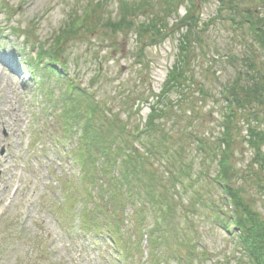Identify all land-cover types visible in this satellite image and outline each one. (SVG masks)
I'll use <instances>...</instances> for the list:
<instances>
[{
  "label": "trees",
  "instance_id": "trees-1",
  "mask_svg": "<svg viewBox=\"0 0 264 264\" xmlns=\"http://www.w3.org/2000/svg\"><path fill=\"white\" fill-rule=\"evenodd\" d=\"M111 1L91 0L81 15L70 16L65 21L47 46L46 42L37 40L28 45L29 36L25 34L24 44L29 46L25 58L24 54L14 51L31 78L42 84L40 93L46 105H42L41 110L54 120L51 127L58 131L56 142L59 146L68 139L71 142L67 149L70 161L67 171H72L61 176L66 178L63 200L58 204L61 217L74 214L80 203L79 228L96 235L100 232L99 239L133 244L139 249L147 234L149 254L156 259L151 264H202L209 260L210 254L203 240L204 233L199 222L197 224L191 215L185 214L181 200L182 191L187 187L185 183L195 186L197 181H205L216 193H212L214 199L201 202L212 216L211 223L235 237L238 254L235 264H264V205L263 212L255 209L242 189L230 182L235 175L234 155L228 150L230 144L220 136L224 132L227 135L230 130L228 124L234 111H255L254 108L263 103L264 68L260 74L252 68L247 81L241 83L240 79L238 83L235 78L223 89L226 100V115L221 122L223 129L213 137L210 146L211 140L205 133L193 129L194 125L176 123L181 119L176 113L178 102H186L195 92L201 96L208 94L196 83L192 72L196 62L194 49L201 41L199 34L203 26L201 1L207 0H117L115 17L102 14L105 3ZM224 4L231 9L235 6L232 0H219L218 12ZM182 6L185 11L180 14ZM243 10L241 21L248 23L256 42L264 48V13L258 14L249 7ZM101 16L104 17L100 19ZM98 24H104L114 34L134 32V51L140 68L149 67L141 61L145 58L146 47L175 37L176 52L159 91L138 90V84L145 82L139 68L142 78L126 89L120 105H110L97 91L88 89L100 80L103 73L100 64L88 88L68 73L67 44L77 36L95 33ZM11 30L21 33L17 28L11 27ZM30 47L35 49L34 54L28 52ZM244 63L251 70L252 62L246 59ZM49 78L55 81L54 88L48 87ZM194 84L198 86L192 92ZM173 92L178 95L175 103L171 99ZM149 97L152 98L150 102ZM135 101L148 102L149 112L144 121L139 115L141 105H134ZM188 108L189 115L194 112L189 120L201 114L194 105ZM129 116L137 117L135 123L129 122ZM255 118L259 120L258 115ZM260 121L264 124V115ZM248 133L247 141L255 151L254 163L264 167V130L249 128ZM213 147L216 151L210 154ZM199 155L202 159L196 169ZM215 156L217 162L213 167L211 162ZM261 187L264 192V186ZM195 194L200 198L197 192ZM189 208L197 210L194 203H190ZM128 211L129 219L121 215ZM127 227L134 231L129 236ZM184 228L187 236L181 243L178 234ZM109 229L114 231L113 236L106 235Z\"/></svg>",
  "mask_w": 264,
  "mask_h": 264
},
{
  "label": "rangeland",
  "instance_id": "rangeland-1",
  "mask_svg": "<svg viewBox=\"0 0 264 264\" xmlns=\"http://www.w3.org/2000/svg\"><path fill=\"white\" fill-rule=\"evenodd\" d=\"M90 1L0 0V264H150L145 236L141 252L133 244H125L128 252L125 255L120 247L111 246L103 239L92 243L88 238L95 241L101 237V233L96 235L92 231H84L83 227L79 228L77 215L60 218L58 204L66 189V178L61 176L70 169L67 149L71 142L68 139L60 146L56 142L58 131L51 127L54 120L40 110V107H44L40 105H46L42 92H39L42 85L31 78L18 56L19 53L24 54L25 58L27 54L22 51H26V47L36 40L49 45L65 21L70 16L81 15ZM232 1L235 5L232 9L224 4L219 12V0L201 1L200 21L203 26L199 34L201 41L194 49L196 62L192 72L196 83L201 84L208 94L201 96L195 92L190 98L187 97L186 102H178L179 111L176 112L182 119L178 118L176 123L194 125L193 129L205 133L211 140L210 146L213 137L223 129L221 122L226 113L223 89L235 78L238 83L240 79L241 83L247 81L252 68L258 74L264 68V48L256 42L248 23L241 21L243 9L247 7L263 14L264 0ZM116 7L117 0L105 3L102 14L115 17ZM183 11L184 6L180 7L179 13ZM11 27L21 33L13 32ZM133 33L114 34L100 24L95 33L77 36L67 44L65 52L69 74L88 88L90 78L100 64L103 68L100 80L88 89L97 91L98 96L110 105H120V98L126 89L133 87L142 77H145V82L138 84L139 91L146 92L148 88L159 91L176 52V39L170 37L160 45L146 47L145 58L141 61L149 67L140 68L134 51ZM25 34L29 36L28 45L24 44ZM28 50L35 53L31 47ZM14 51H18V54ZM246 59L253 64L251 70L244 63ZM139 68L142 69V77H139ZM197 84L191 87L192 92ZM47 85L54 88L55 82L52 80ZM177 98V92H173L171 99L174 103ZM262 98L263 103L256 106L255 111H234L228 124L230 130L227 135L224 132L220 136L230 144L228 150L234 155L232 167L235 175L230 182L242 189L245 198L255 209L263 212L264 192L261 186H264V167L254 163L255 151L247 141L249 128L264 130V124L260 121L264 115ZM134 105H141L139 115L141 120L144 119L149 112L148 102L135 101ZM190 105L201 113L193 120H189L194 114H188ZM121 114L123 117L126 115L124 112ZM257 115L258 121L255 118ZM136 120V116H129L130 123ZM215 151L213 147L209 153ZM196 159L195 168L198 169V161L202 158L199 155ZM216 160L217 156L211 162L213 167ZM185 184L182 207L186 215H191L197 224L199 222L211 256L203 263L212 264L215 260L217 264H234L233 256L238 255L234 249L235 237L211 223L212 216L201 202L214 199L212 193L216 192L205 181H197L195 186ZM190 203L196 205V211L189 208ZM121 215L130 218L129 211ZM209 217L210 220H206ZM126 230L129 231L128 236L134 232L129 227ZM185 232L187 229L184 228L178 234L181 243L187 236ZM110 256H116V259ZM155 261L154 258L152 263Z\"/></svg>",
  "mask_w": 264,
  "mask_h": 264
}]
</instances>
